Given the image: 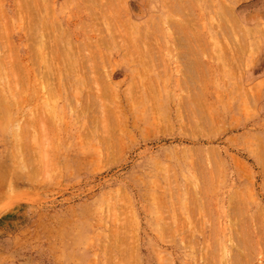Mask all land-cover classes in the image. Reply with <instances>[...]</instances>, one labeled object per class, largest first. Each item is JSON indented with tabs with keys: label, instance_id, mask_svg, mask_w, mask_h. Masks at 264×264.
<instances>
[{
	"label": "rangeland",
	"instance_id": "rangeland-1",
	"mask_svg": "<svg viewBox=\"0 0 264 264\" xmlns=\"http://www.w3.org/2000/svg\"><path fill=\"white\" fill-rule=\"evenodd\" d=\"M0 264H264V0H0Z\"/></svg>",
	"mask_w": 264,
	"mask_h": 264
},
{
	"label": "bare ground",
	"instance_id": "bare-ground-1",
	"mask_svg": "<svg viewBox=\"0 0 264 264\" xmlns=\"http://www.w3.org/2000/svg\"><path fill=\"white\" fill-rule=\"evenodd\" d=\"M115 2H116V1H115ZM117 2H118V1H117ZM117 5H118V4H117ZM117 7H118V6H117ZM124 7H125V6H124ZM125 8H127V7H125ZM169 9H170V8H169ZM117 11H118V10H117ZM125 11H126V10H125ZM170 11H171V10H170ZM173 11H174V10H173ZM168 12H169V11H168ZM31 13H32V12H31ZM35 14H36V13H35ZM27 16H28V15H27ZM32 17H34V16L32 15ZM119 17H120V15H119ZM35 19H36V18H35ZM35 19H34V20H35ZM35 21H36V20H35ZM39 21H40V20H39ZM113 21H114V20H113ZM117 21H118V20H117ZM166 22H168L169 24H170V23H172V24L174 23V24H179V25H182V26H185V23H187V21H185V20H184V22H182V23H181V22H177V21L175 22V20H172V19L169 18V17L166 18ZM35 24H36V23H35ZM172 24H171V26H172ZM31 26H32V25H31ZM111 26H112V25H111ZM176 26H177V25H176ZM186 26H187V25H186ZM109 27H110V26H109ZM38 28H39V27H38ZM117 28H118V27H117ZM189 28H190V26H189ZM113 29H114V28H113ZM185 29H186V28H185ZM122 30H123V29H122ZM120 31H121V30H120ZM141 31H142V30H141ZM115 32H117V31H115ZM172 32H173V31H172ZM113 33H114V32H113ZM33 34H34V33H33ZM89 34H90V33H89ZM116 34H117V33H116ZM116 34H115V36H117ZM123 34H124V33H123ZM39 35H40V34H39ZM118 35H120V34H118ZM175 35H176V34H174V36H175ZM41 36H42V35H41ZM41 36H40V37H41ZM40 37H39V39H40ZM106 37H107V36H106ZM88 38H89V37H88ZM99 38H100V37H99ZM103 38H104V37H103ZM103 38H102V40H103ZM107 38H108V37H107ZM120 38H121V37H120ZM142 38H143V37H142ZM177 38H178V37H177ZM180 38H182L181 35H180ZM100 39H101V38H100ZM151 39H152V38H151ZM151 39H150V40H151ZM174 39H175V38H174ZM97 40H98V39H97ZM104 40H106V39L104 38ZM176 40H178V39H176ZM35 41H36V40H35ZM98 41H99V40H98ZM108 41H109V39H108ZM119 41H120V40H119ZM119 41H118V42H119ZM121 41H122V40H121ZM179 41H180V40H179ZM40 42H41V40H40ZM94 42H95V41H94ZM100 42H101V41H100ZM128 42H129V40H128ZM128 42H127V43H128ZM33 43H34V42H33ZM56 43H57V42H56ZM91 43L93 44L92 47L94 48L95 45H94L93 41H92ZM141 43H143V42H141ZM141 43L138 42V44H141ZM175 43H176V42H175ZM175 43H174V44H175ZM36 44H37V42H36ZM36 44H35V45H36ZM39 44H40V43H39ZM92 44H91V45H92ZM95 44H96V43H95ZM100 44H101V43H100ZM104 44H105V43H104ZM144 44H145V43H144ZM149 44H150V43H149ZM149 44H148V46H150ZM172 44H173V43H172ZM42 45L44 46L45 44H42ZM84 45H85V44H84ZM86 45H87V44H86ZM98 45H99V44H98ZM121 45H123V47H124V45H125L124 42H123V44L121 43ZM132 45H133V44H132ZM141 45H142V47H143V44H141ZM141 45L139 46V49H140ZM146 45H147V44H145V46H146ZM39 46H40V45H39ZM43 46H42V47H43ZM46 46H47V45H46ZM162 46H163V45H162ZM28 47H29V46H28ZM32 47H34V46H32ZM42 47H41V49H43ZM48 47H49V46H48ZM85 47H86V46H85ZM123 47H122V46H121V48L119 47L120 49L118 48V50H119V51L121 50L120 52H122V51H123L122 49H125V48H123ZM132 47H133V46H132ZM164 47H165V46H164ZM166 47H167V46H166ZM54 48H55V47H54ZM54 48H53V49H54ZM83 48H84V47H83ZM87 48H88V46H87ZM129 48H131V47H129ZM152 48H153V47H152ZM167 48H168V47H167ZM39 49H40V48H39ZM41 49H40V50H41ZM45 49H46V48H45ZM45 49H44V50H45ZM58 49H59V48H58ZM133 49L135 50V55L138 53V54H137V58H136L137 61H138V55L141 54V52H138V49H136V47H133L132 49H129V51H130V50H133ZM142 49H143V48H142ZM150 49H151V48H150ZM154 49H155V48H154ZM161 49H162V48H161ZM46 50H47V49H46ZM55 50H56V49H55ZM95 50H96V49H95ZM97 50H98V48H97ZM147 50H148V48H147ZM13 51H14V50H13ZM28 51H29V50H28ZM48 51H49V50H48ZM129 51H128V54H129ZM136 51H137V52H136ZM139 51H140V50H139ZM38 52H39V51H38ZM44 52H45V51H44ZM44 52H43V53H44ZM46 52H47V51H46ZM46 52H45V53H46ZM50 52H51V51H50ZM94 52H95V51L93 50V53H94ZM149 52H150V51H149ZM40 53H41V52H39V54H40ZM56 53H57V52H56ZM62 53H63V52H62ZM66 53H67V52H66ZM93 53H91V54H93ZM124 53H125V52H124ZM126 53H127V50H126ZM53 54H54V53H53ZM53 54H52V55H53ZM63 54H64V53H63ZM130 54H132V52H131ZM130 54H129V55H130ZM142 54H144L143 51H142ZM142 54L139 55V56L143 57ZM147 54H149V53H147ZM6 55H7V54H6ZM43 55H44V54H43ZM45 55H46V54H45ZM48 55H49V53H48ZM69 55H70V54H69ZM123 55H124V54H122V56H123ZM39 56H40V55H39ZM39 56H38V57H39ZM56 56H57V55H56ZM56 56L53 55V57H56ZM64 56H65V55H64ZM96 56H97V54H96ZM100 56H101V55H100ZM100 56H99V57H100ZM148 56L150 57V55H148ZM2 57H3V56H2ZM5 57H6V56H5ZM92 57H93V56H92ZM134 57H136V56H134ZM141 57H140V59H141ZM153 57H154V56H153ZM153 57H152V58H153ZM42 58L45 59L44 56H43ZM46 58H47V56H46ZM49 58H50V57H49ZM49 58H48V59H49ZM56 58H57V57H56ZM90 58H91V57H90ZM18 59H19V58H18ZM134 59H135V58H133V60H134ZM136 59H135V61H136ZM142 59H143V58H142ZM142 59L140 60V63H141L140 65H142V63L144 62V61H142ZM144 59H145V58H144ZM144 59H143V60H144ZM147 59H148V58H147ZM149 59H150V61H151V58H149ZM149 59H148L147 61H149ZM3 60H4V59H3ZM65 60H66V59H65ZM45 61H46V60H45ZM45 61L43 60V63H44ZM51 61H52V60H51ZM147 61H146V62H147ZM156 61H157V60H156ZM13 62H14V61H13ZM29 62H30V61H29ZM46 62H47V61H46ZM133 62H134V61H133ZM146 62H145L144 64H146ZM151 62H152V61H151ZM154 62H155V61H154ZM48 63H49V62H48ZM54 63H55V62H54ZM152 63H153V62H152ZM153 64H154V63H153ZM45 65H46V64H45ZM47 65H49V64H47ZM146 65H147V64H146ZM149 65H150V63H149ZM11 66H12V65H11ZM49 66H50V65H49ZM49 66H48V67H49ZM161 66H162V65H161ZM54 67H55V66H54ZM143 67H144V66H143ZM53 69H54V68H53ZM10 70H11V69H10ZM140 71H141V73H140V75H141L143 70H140ZM25 72H26V71H25ZM80 72H81V71H80ZM146 72H147V71H146ZM146 72H144V73H146ZM14 73H15V72H14ZM27 73H28V72H27ZM144 73H143V74H144ZM181 73H182V72H181ZM33 74H34V73H33ZM47 74H48V73H47ZM49 74H50V73H49ZM19 75H20V74H19ZM56 75H57V74H56ZM11 76H12V75H11ZM21 76H22V75H21ZM136 76H137V74H136ZM141 76H143V75H141ZM141 76H140V77H141ZM61 77H62V75H61ZM145 77H146V76H145ZM84 78H85V77H84ZM163 78H164V77H163ZM89 79H90V77H89ZM95 79H96V78H95ZM141 79H142V78H141ZM146 79H147V78H146ZM146 79H145V82H147ZM51 80H52V78H51ZM51 80H50V81H51ZM62 80H63V79H62ZM136 80H137V79H136ZM162 80H163V79H162ZM131 81H132V80H131ZM51 82H52V81H51ZM133 82H134V81H133ZM133 82H132V83H133ZM135 82H136V81H135ZM135 82L133 83V86L135 87L136 85H138V86H136V87H139V83H138L139 81L137 80V83H138V84H135ZM45 83L48 84L47 81H46ZM42 84H43V83H42ZM146 84H149V80H148L147 83H145V85H146ZM53 85H54V84H53ZM53 85H52V86H53ZM43 86H44V85H43ZM45 86H46V85H45ZM47 86H48V85H47ZM143 86H144V85H143ZM150 86H151V85H150ZM150 86L147 85V87H150ZM54 87H55V86H54ZM136 87H135L134 89H136ZM144 87H146V86H144ZM132 88H133V87H132ZM139 88H140V87H139ZM139 88H137L138 91H139ZM43 89H44V88H43ZM50 89H51V88H50ZM55 89H56V88H55ZM146 89H147V88H145V90H146ZM52 90H53V89H52ZM56 91H58V90H56ZM135 91H137V90H135ZM135 91H134V92H135ZM17 92H18V91H17ZM132 92H133V91H132ZM140 92H141V91H140ZM140 92H137V93L139 94ZM48 93L51 95V94H52V91L49 90ZM96 93H97V92H96ZM147 93H148V92H147ZM97 94H98V93H97ZM138 94H137V95H138ZM104 95H105V94H104ZM47 96H48V95H47ZM74 97H75V96H74ZM50 98H51V96H50ZM95 99H96V98H95ZM97 100H98V99H97ZM70 101H71V99H70ZM73 103H74V102H73ZM228 209H229V208H228Z\"/></svg>",
	"mask_w": 264,
	"mask_h": 264
}]
</instances>
